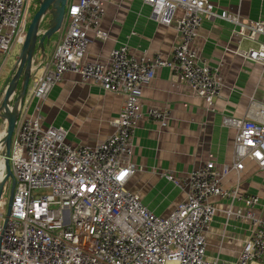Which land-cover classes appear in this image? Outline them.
<instances>
[{"label":"built area","instance_id":"1","mask_svg":"<svg viewBox=\"0 0 264 264\" xmlns=\"http://www.w3.org/2000/svg\"><path fill=\"white\" fill-rule=\"evenodd\" d=\"M142 1L159 24L176 29L178 41L169 57L135 55L121 45L106 60H87L89 32L107 38L101 28L107 0L67 1L63 34L42 73L32 72L29 90L44 99L67 72H75L106 91L125 94L124 105L112 121V134L94 145H73L65 128L43 125L40 104L36 114L27 115L26 100L9 155L16 185L10 215L0 212V264H252L264 258L259 195L240 193L239 184L223 185L232 172L239 180L246 159L264 170V121L224 117V124L236 130L233 162L219 166L211 157L184 177L167 175L186 191L168 215L154 213L128 186L136 171L133 136L144 116L142 91L157 70L169 67L211 107L224 83L218 67L198 57L202 21L223 18L237 26L233 37L257 40L264 35V20L246 22L228 10L218 12L211 0ZM29 8L30 0H0V72L14 45L24 42ZM239 53L264 63V42ZM148 116L164 125L168 113L149 108ZM212 197L244 203L242 209L225 211L228 218L250 223L235 261L207 254V231L218 212Z\"/></svg>","mask_w":264,"mask_h":264},{"label":"crops","instance_id":"2","mask_svg":"<svg viewBox=\"0 0 264 264\" xmlns=\"http://www.w3.org/2000/svg\"><path fill=\"white\" fill-rule=\"evenodd\" d=\"M211 1L218 12L228 10L242 21L264 20V0ZM236 27L219 17L214 21L204 19L195 42L199 59L218 67L223 78L224 87L211 107L166 66L159 68L152 83L143 88L144 116L133 136L132 163L136 171L128 186L158 215H168L186 197V191L167 175L184 177L211 157L219 166L233 162L236 130L224 124V117L264 121V63L239 53L259 48L264 35L257 40L238 39L232 35ZM101 28L107 38L89 32L87 60H106L111 50L121 45H128L135 55L160 53L169 57L178 41L176 29L159 24L151 7L142 0H107ZM63 30L55 43L46 41L44 51L36 53L33 74L52 58ZM32 84L31 79L29 89ZM124 100L123 93L106 91L97 81L67 72L44 99L30 94L24 111L34 115L35 106L40 104L44 126L65 128L67 140L73 145H94L114 132L112 121L119 115ZM149 108L167 112L166 124L150 118ZM244 163L239 180L232 172L223 179V185L234 189L239 184L240 193L258 194L261 206L256 213L264 217V170L249 159ZM210 201L218 212L207 231V254L235 261L250 233V223L228 218L225 211L242 209L244 203L230 197H212ZM252 264H264V258Z\"/></svg>","mask_w":264,"mask_h":264},{"label":"water","instance_id":"3","mask_svg":"<svg viewBox=\"0 0 264 264\" xmlns=\"http://www.w3.org/2000/svg\"><path fill=\"white\" fill-rule=\"evenodd\" d=\"M38 1L39 8L29 24L24 42L22 43V49L13 67V74L8 81L0 103V120L6 122L5 131L3 136L0 137V157L3 156L5 168V173L2 179H0V200L9 179L12 178L10 200L6 213L7 217L10 215L16 185L9 155L17 122L25 106L35 55L38 51L43 52L45 42L49 41L54 34L62 29L68 0ZM45 20H47L46 29L42 30L41 26ZM13 96H15V99L11 103Z\"/></svg>","mask_w":264,"mask_h":264},{"label":"rangeland","instance_id":"4","mask_svg":"<svg viewBox=\"0 0 264 264\" xmlns=\"http://www.w3.org/2000/svg\"><path fill=\"white\" fill-rule=\"evenodd\" d=\"M39 8V1L38 0H30V8H29V13H28V23L26 27V32L25 36L27 33V29L29 27V24L33 18V15ZM47 20H45L41 26V29L43 30L46 27ZM62 30V29H61ZM60 30V31H61ZM57 32L51 37V40L55 43L58 40V34ZM23 44L18 43L15 44L13 49L10 51V53L7 56L6 63L3 67V69L0 72V103H1V97L3 96L4 90L8 84V81L10 80L12 74H13V67L15 65L17 56L19 55L21 49H22ZM42 68L35 72L36 75H40L42 73ZM30 94H32L31 91L28 92V99L30 98ZM26 98V100H27ZM13 103V102H12ZM6 128V124L4 123L3 120H0V133ZM2 134V133H1ZM15 137V134L13 135V138ZM3 167V164H2ZM11 184H12V178L9 179L8 184L6 185V188L4 189L5 191L2 193L1 199L4 202V207L0 209V212H3L6 216L7 209H8V204L10 200V194H11ZM0 222H2V218H0Z\"/></svg>","mask_w":264,"mask_h":264},{"label":"bare ground","instance_id":"5","mask_svg":"<svg viewBox=\"0 0 264 264\" xmlns=\"http://www.w3.org/2000/svg\"><path fill=\"white\" fill-rule=\"evenodd\" d=\"M62 30H61V33H62ZM27 95H28V93H27ZM4 131H5V129L1 132L2 134L0 133V137L3 136ZM2 164H3V167H2ZM4 173H5L4 161L2 160V157H0V179H2V176L4 175Z\"/></svg>","mask_w":264,"mask_h":264},{"label":"trees","instance_id":"6","mask_svg":"<svg viewBox=\"0 0 264 264\" xmlns=\"http://www.w3.org/2000/svg\"><path fill=\"white\" fill-rule=\"evenodd\" d=\"M5 191V190H4Z\"/></svg>","mask_w":264,"mask_h":264}]
</instances>
